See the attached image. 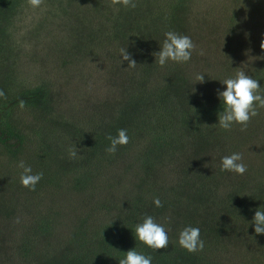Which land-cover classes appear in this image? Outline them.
<instances>
[{
	"label": "trees",
	"instance_id": "1",
	"mask_svg": "<svg viewBox=\"0 0 264 264\" xmlns=\"http://www.w3.org/2000/svg\"><path fill=\"white\" fill-rule=\"evenodd\" d=\"M74 1L65 0V7ZM83 1L94 9L87 35L79 45L69 43L66 55H34L44 74L37 85L13 91L18 42L17 53L0 54L6 96L0 97V145L13 159L25 155L33 174L43 173L35 190L22 186L20 177L0 182V212L36 211L29 220L0 223V264H119L131 249L151 256V264H264V234L255 233L253 221L255 211L264 210V108L245 131L236 123L225 130L218 123L224 105L217 94L226 89L221 80L241 70L258 80L264 94V0H135V8ZM25 3L0 0L6 39H14ZM97 13L103 16L98 23ZM166 31L192 39L196 48L188 62H155ZM93 47L100 48V87L114 98L109 103L107 94L97 103L83 92L86 108L99 112L80 111L88 113L85 125L62 122L54 113L67 90L55 89L48 74ZM121 48L135 68L121 60ZM48 57L52 67L46 71ZM197 74L205 75L203 83H194ZM76 86L80 95L81 84ZM20 99L49 113L70 141H31L13 119ZM119 129L127 130L129 142L109 154L107 136ZM234 152L247 166L243 175L221 168V158ZM4 190L14 197H3ZM145 215L165 227L168 248L155 250L136 238ZM186 226L200 229L202 251L180 246Z\"/></svg>",
	"mask_w": 264,
	"mask_h": 264
},
{
	"label": "rangeland",
	"instance_id": "2",
	"mask_svg": "<svg viewBox=\"0 0 264 264\" xmlns=\"http://www.w3.org/2000/svg\"><path fill=\"white\" fill-rule=\"evenodd\" d=\"M87 3L90 2L75 0L73 6L66 8L65 0H43V3L39 7L33 8L26 0L15 22L17 32H14L13 36L11 35L14 39H6L5 29L0 25V54L4 56H8L11 53L15 54L16 42L22 48L21 53H18V55H21V60L14 74L13 91L37 85L40 82L39 78L44 76V74L37 72V67L40 63L34 60V55L36 57L38 55L42 57L46 55L52 60L54 56L58 58L59 55H66L64 49L67 48L69 43L74 44L77 42L76 45L80 44L79 40L88 33V25H92L90 22L92 16L90 15L91 12L94 13V9L92 6L88 9L86 6H89V4ZM112 6L115 8L113 4ZM96 17L95 21L98 23L99 19L103 16L97 13ZM29 29L31 30L28 32ZM26 34V40L23 41V37ZM13 51L15 52L13 53ZM99 55L100 48H90L87 54L79 53L75 56L74 60L69 58V62L65 67L60 69L54 68V71L48 74L49 80L53 81L55 89L65 88L67 90V92H64V96L59 98V104L54 113L62 122L74 119L77 123L85 125L88 120L84 119V115L99 112L94 108L91 111L92 105L90 104L86 108L87 103L83 96V92H90L89 94L92 96V99L99 103L108 94L104 88L101 89L100 87V73L103 72V66L101 64L102 61L96 60V58H99ZM49 57L45 66L46 71H49L52 67L50 64L52 61L49 62ZM1 72H4L3 66L0 67ZM91 72L92 74H90ZM87 82L91 86L88 87ZM78 84H81L80 95L77 94L78 87L76 85ZM107 97H109L110 103L114 95L109 93ZM84 109H88V113L80 112L84 111ZM112 113L110 112V114ZM98 116L100 117V115ZM105 117H108L107 114H105ZM13 119L15 125L19 129L24 130L30 136V140L36 144L43 146V142H48L53 146L56 145L59 138L70 141V137L66 135L67 133L63 125L56 124L49 113L46 114L40 109L30 106H25L21 109L18 106L15 108ZM26 159L25 155L19 159L11 158L3 145H0V182H9L10 179L18 182L22 169L17 165L21 160L25 163ZM2 195L9 199L10 196H13L8 190H4ZM35 214L36 211H27L22 208L21 210L19 208L15 209L14 214L0 212V223L9 224L12 222L14 224L21 218H24V221H26L31 217L33 218Z\"/></svg>",
	"mask_w": 264,
	"mask_h": 264
},
{
	"label": "clouds",
	"instance_id": "3",
	"mask_svg": "<svg viewBox=\"0 0 264 264\" xmlns=\"http://www.w3.org/2000/svg\"><path fill=\"white\" fill-rule=\"evenodd\" d=\"M113 5L122 4L125 7L135 8L137 5L135 0H111ZM27 3L37 8L43 0H27ZM165 39L161 44V50L156 52L155 62L160 66H164L169 60L184 63L191 59L192 52L196 45L192 39L187 35H181L175 31H166L164 33ZM261 49H264V39L260 43ZM121 60L128 61V67L135 68L137 62L131 58V54L126 48L120 49ZM200 54H203L202 52ZM205 80L204 74H197L195 82L203 83ZM226 85L223 91H217V94L223 102V111L218 115L219 126L225 130L231 129L234 123L241 125V131H245L251 119L256 117L259 108H264V94H261V86L258 80L247 75L244 71H238L233 78H226L221 80ZM0 97H4L5 93L0 90ZM19 107H25V101L19 100ZM107 139L110 141L109 147L106 151L109 154L117 152L118 145H125L129 142L126 129H119L117 136L108 135ZM78 151L76 148L69 150L70 158H77ZM242 154L234 152L231 155L223 156L221 158L222 170L235 172L243 175L247 166L242 162ZM23 171L20 174V181L22 186L35 190L37 183L42 179L43 173L33 174L31 166L26 165L24 161H20L17 165ZM157 207H162L159 198L154 199ZM256 234H264V210L258 209L255 211L253 217ZM135 236L148 247L155 250L165 249L169 246V237L165 227L158 224L154 217L145 215L143 222L136 225ZM178 242L181 247L189 252L202 251L204 248V241L200 237V229L198 227L186 226L180 233ZM151 256H145L131 249L126 252V257L119 260V264H151Z\"/></svg>",
	"mask_w": 264,
	"mask_h": 264
}]
</instances>
